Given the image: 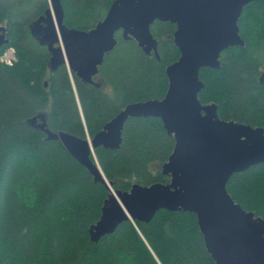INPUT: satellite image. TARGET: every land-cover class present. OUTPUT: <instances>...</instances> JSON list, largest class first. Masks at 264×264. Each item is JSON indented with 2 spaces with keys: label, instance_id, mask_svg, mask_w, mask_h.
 I'll use <instances>...</instances> for the list:
<instances>
[{
  "label": "trees",
  "instance_id": "trees-1",
  "mask_svg": "<svg viewBox=\"0 0 264 264\" xmlns=\"http://www.w3.org/2000/svg\"><path fill=\"white\" fill-rule=\"evenodd\" d=\"M113 1L61 0L64 22L90 30ZM50 6L51 0H0V24L9 38L0 47V264H215L197 215L189 211L161 209L148 223L129 219L92 241L89 229L110 190L61 141L48 140L30 122L44 115L52 131L93 138L129 103L164 98L166 69L181 55L177 25L152 24L160 58L118 31L94 77L102 83L97 85L83 82L66 64L50 67L47 46L30 31ZM238 24L245 44L224 50L220 68L201 69L199 98L216 103L224 120L264 127V0L248 3ZM8 48L16 56L10 64L2 60ZM174 147L161 118L131 117L121 147L100 146L92 158L113 190L129 191L135 183H168L162 164ZM227 189L264 218V162L233 174Z\"/></svg>",
  "mask_w": 264,
  "mask_h": 264
},
{
  "label": "water",
  "instance_id": "water-1",
  "mask_svg": "<svg viewBox=\"0 0 264 264\" xmlns=\"http://www.w3.org/2000/svg\"><path fill=\"white\" fill-rule=\"evenodd\" d=\"M253 1L259 0H114L94 28L82 30L68 27L61 0H51L30 24L33 37L50 52L52 69L66 64L83 82L97 85L102 83L94 77L117 44L118 31L160 58L152 24L161 20L177 25L174 41L181 55L166 69L169 86L164 98L129 103L93 138L52 131L44 115L30 120L48 140L61 141L94 180L110 190L101 217L89 229L92 241L113 233L126 220L148 223L161 209L183 210L197 215L215 264H264V218L244 209L227 189L233 174L264 162V127L224 120L216 103L203 104L199 98L204 88L201 69L220 68L224 50L245 44L238 23ZM8 42L7 27L0 24V47ZM151 116L161 118L175 138L174 150L162 164L170 181L113 190L92 158L95 149H119L128 119Z\"/></svg>",
  "mask_w": 264,
  "mask_h": 264
},
{
  "label": "rangeland",
  "instance_id": "rangeland-1",
  "mask_svg": "<svg viewBox=\"0 0 264 264\" xmlns=\"http://www.w3.org/2000/svg\"><path fill=\"white\" fill-rule=\"evenodd\" d=\"M15 58V50L13 48H8L2 56V60L8 64L11 63Z\"/></svg>",
  "mask_w": 264,
  "mask_h": 264
},
{
  "label": "built area",
  "instance_id": "built-area-1",
  "mask_svg": "<svg viewBox=\"0 0 264 264\" xmlns=\"http://www.w3.org/2000/svg\"><path fill=\"white\" fill-rule=\"evenodd\" d=\"M12 63V62H11ZM10 64V63H9Z\"/></svg>",
  "mask_w": 264,
  "mask_h": 264
}]
</instances>
